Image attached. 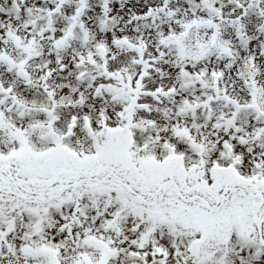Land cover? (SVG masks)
I'll list each match as a JSON object with an SVG mask.
<instances>
[{
	"label": "snow or ice",
	"instance_id": "obj_1",
	"mask_svg": "<svg viewBox=\"0 0 264 264\" xmlns=\"http://www.w3.org/2000/svg\"><path fill=\"white\" fill-rule=\"evenodd\" d=\"M0 264H264V0H0Z\"/></svg>",
	"mask_w": 264,
	"mask_h": 264
}]
</instances>
